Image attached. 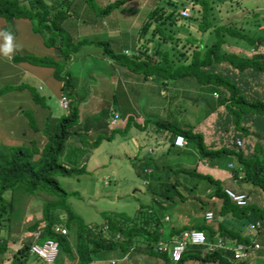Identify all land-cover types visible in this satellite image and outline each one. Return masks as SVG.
Segmentation results:
<instances>
[{"label": "trees", "instance_id": "1", "mask_svg": "<svg viewBox=\"0 0 264 264\" xmlns=\"http://www.w3.org/2000/svg\"><path fill=\"white\" fill-rule=\"evenodd\" d=\"M196 1L202 2V0ZM120 2L117 0L108 3L102 11H111L116 5H120ZM174 2L169 1V4H174ZM185 2H180V4L186 6ZM70 4V0H0V16L5 18V20H11L14 17L28 18L32 22L34 30L44 36L46 44L58 50L57 55L60 59L56 60L49 56L41 57L35 64L53 68V76L61 82L63 95L68 99L66 113L62 114L53 123H50L49 117H46L40 128L36 122L29 121V125L34 132L46 137L41 141V146L38 144L39 140L37 138L31 139L28 142H24V140L16 141L12 144L0 142V258L4 260L11 257L9 264H27L28 258L31 255L29 247L32 237H27L28 239L22 242L19 247L12 248L13 254L8 256V250L11 247L9 245L10 227L21 214L20 204L22 198L24 196H34L39 192L45 193L51 198L43 201L42 218L33 221L26 229L35 231L43 228L39 242L45 239L57 241L58 247L66 250L69 260L72 262L89 263L97 257L99 258L103 251L121 249L124 254H128L131 249L142 246L144 253L154 252L155 254L165 256L167 263L170 264H183L191 260L203 263L234 264L231 259V251L208 252L205 250V246L192 244H188L181 258L173 262L170 256H168V252H160L157 245L160 241L167 243L177 239L184 230L193 231L196 229L204 230L209 238L220 232L225 237L229 235L234 241L251 244L253 239L256 241L258 239L250 236L247 228L250 223L256 220H260L261 222L262 227L256 233H262V240L258 241L263 244L264 206H259L252 202L245 206H237L225 193V188L231 187L229 183H225L221 178L215 177L213 173L196 169L199 160H203L205 164L207 161L213 162L214 165L220 168H228L229 162H232L233 166L231 168L233 169L230 171L231 180L234 182L233 179H236L234 183L238 185V189L248 192L241 188L240 183L245 182L252 186L253 189H258L264 194V148L260 145V142L264 141V99L259 96L249 98L245 91L246 87H250L248 78L264 72V53H251L252 56L249 58L243 57V55H239V53L231 50L220 52L222 44L228 42L224 35L221 34L222 31L223 33H232L234 35V32H236V37L248 40L249 44L253 46L251 48L255 50L259 49L264 42V32L257 31V28L262 24L263 19L253 20L250 31L243 28L244 31L241 27L240 30H232L231 28H226L224 24L217 26L214 30L215 36L218 33L220 34L215 40H212L204 50L201 49L202 47L199 44H195L194 47H191V50L187 49V52H189L188 62H181L175 67L170 60L167 61L169 50L162 51L161 56L155 59H151L147 54L150 43L158 40V44L162 45L165 42L163 38L167 36L171 37L168 34L165 35L161 25L164 22V17L170 19V25L179 20L181 16H174V11L168 12V10L154 8L149 12L139 30V38H144L143 42L145 41L148 45L146 47H137V52L132 55L134 57L131 56L130 58L123 59L122 53L113 50L111 44L107 43V40L98 39L92 41L93 43L102 45L103 52L111 58L121 62L131 71L142 73L145 76L153 74L154 76H161L164 79L170 80V78L175 76L196 75L199 80L203 79L205 82H211L212 79H215L213 82L224 88L221 104H226L228 112L231 115H227L225 121H228L222 127H227L231 123L232 118L236 117V126L234 127L237 132L233 135V139L250 134L248 127L245 126L246 123L249 122L254 127V131L251 134L259 142L253 145L251 151L245 152L243 149L235 148L233 145H221L218 148L212 149L205 144L202 133L194 131L191 126H177V123L169 120L147 119V122H152L160 130L168 131L170 127H173L172 134L182 135L188 142V145L197 154L194 157L195 164L192 167L184 165L185 167L172 168L170 171L165 167L164 171L167 172V177L163 181L160 176L163 173V169L155 170L152 166H144L143 160L134 162L136 173L140 178L145 182L148 179H152L153 183L149 185L150 187L153 186L151 192L154 195V199L158 200L156 202H158L159 208L163 209L167 205H177L178 201L185 202L187 199L207 205L201 212L203 216L201 222L194 223L192 226H187L186 224H183L182 227L172 226L168 231V236H164V232L160 230L161 217L158 213H155L156 210L153 212V209L149 212L139 208L135 215L122 214V217L113 213L106 214L104 217L106 224L104 226H100L97 222L85 223L67 204L66 199L70 194L55 178L56 175L70 176L72 174L81 175L86 173L85 167L92 156V149H96L103 140L112 141L114 137V135H104L102 133H98L93 137L91 136L96 128H106L105 118L107 117V108H103L99 115L81 117L80 109L72 102L75 85L72 82L71 73L65 71L64 66L65 63H68V59H70L71 51L77 50V47H63L62 43L59 47V44H57V40L64 41V38L57 34L58 32L67 34V41L69 43L72 38L62 25L68 16L66 14H69ZM204 6L205 3L202 7ZM199 10H201L202 17H204L205 13H203L201 7H199ZM160 13L162 14L158 17ZM155 17H158V21L154 23L153 19ZM151 25L160 34L154 31V27L150 29ZM74 41L77 44L80 43L79 41ZM84 42L87 43L88 41ZM201 51H204L207 56H203ZM183 55L185 53L181 54V56ZM14 59L16 60L18 57H14ZM23 59L30 60L29 58ZM222 61L229 62L239 70V77L236 74L238 81L236 78V80H231L233 76L231 74H220L216 71L217 63ZM245 69H251L253 75H246ZM225 70L228 71V68H225ZM205 74L207 75L206 77L204 76ZM22 86L16 88L9 86L5 90H3L5 88L3 87L2 92L4 94L13 89H22ZM226 94H228L227 98H225ZM36 96L34 95V98L38 100ZM46 107L49 108L48 106ZM104 111L106 114H104ZM131 120L133 119L129 117L127 126H125L126 129L132 124ZM138 125L141 128H145V122L144 124L138 123ZM118 131V129L113 128L110 133L115 134ZM223 158L228 159L225 165L222 164ZM148 167H152L150 173L146 172ZM241 173H243V176L240 175ZM182 175H184L183 177L188 176L185 181L188 182L190 187L186 188L181 179ZM193 178L194 181L189 183V180L192 181ZM203 180L206 181L205 186L200 185L203 183ZM154 183L157 184L153 185ZM200 187H203L202 190L205 193L199 192ZM194 189L197 190V193L196 191L192 193ZM187 191L189 193L186 194ZM204 194L207 195V200H204L206 198ZM213 202L218 204L215 216H219L220 218L214 221H217L216 228L211 225L212 223H207L204 220L205 212L215 205ZM190 213L188 209L187 214L191 215ZM192 215L189 218L191 220H193L194 211ZM244 217H249L250 219L246 224L245 230L240 231L239 223ZM225 218L229 221L236 220V223H238L237 227L234 225L235 227L231 228L229 223L225 222L226 220L224 221ZM56 226H63L69 232H74L77 235L75 243L72 244L68 239V231L66 235L56 232ZM253 251L250 249L248 257L236 264H249L247 260L251 259ZM75 253H77V260L74 257L76 256L74 255ZM132 254L135 255L133 256L135 260L139 257L138 252L133 251Z\"/></svg>", "mask_w": 264, "mask_h": 264}, {"label": "rangeland", "instance_id": "2", "mask_svg": "<svg viewBox=\"0 0 264 264\" xmlns=\"http://www.w3.org/2000/svg\"><path fill=\"white\" fill-rule=\"evenodd\" d=\"M81 1L83 3V9H80V6L76 5L75 8H72L68 13L71 14V16L76 17L77 13H79V10H81L83 14L89 15L92 21L97 18L98 22H104L106 25L105 29L108 31V33L103 34L99 32L98 34L93 35V37H95V39L107 40V43L111 44L113 50H118L122 53L123 59L130 58L132 55H134L137 52V47H146L148 45L145 41L143 42L144 38H139V30L146 16L154 9L156 5L162 10H168V12L174 11L173 15L175 14L174 16L176 17L179 14L178 10L182 6L180 2L186 1L185 5L190 10V17H180L179 20H176L177 22H174L172 25L169 24L170 19H166L164 17V22L162 23L161 27L163 28L165 35L168 34L171 37L167 36L166 38H163L165 42H163L162 45L158 44V40H155L153 43L148 45L149 51L147 54L151 59L158 58L161 56L162 51L169 50L167 61L170 60L174 67L189 58V52H187V49L191 50V47H194L195 44H199L200 47H202L201 49L204 50L206 46L212 42V40H215L220 33L216 34L217 36H215L214 30L221 24H224L226 28H231L232 30H240L241 27L242 30L245 29L250 31V28L252 29L251 23L253 20L263 19L262 24L259 26V28H257V31L264 32V0H202L201 3L196 0H158L153 5H151L152 0H119L121 1L120 5H116L115 8H112L111 11L107 12L102 11L105 6L103 1ZM110 1L114 2L117 0ZM146 1H148V5ZM169 1L175 2L174 4H169ZM204 3L205 6L202 7ZM199 7H201L203 13H205L204 17L198 16L200 13H202L201 10H199ZM69 14L66 15L69 16ZM161 14L162 13H160L158 17H160ZM158 17L153 19L154 23L158 21ZM90 26L88 25L87 27L90 28ZM153 27L154 26L151 25L150 29ZM84 30H86V28ZM154 31L158 33L156 28ZM92 33H94V31H92ZM234 33L235 35L232 33H223V31L221 32V34L224 35L229 43H223L220 47V52L231 50L233 52L239 53V55H243V57L250 58L252 54L249 51L253 46L249 44L248 40L236 37V32ZM57 34L64 38V41L62 40V42L57 40L59 47L61 46V43L63 47H77V50L71 51L72 57L68 59V62L70 63H65L64 66L65 71L71 70L72 72L75 69L71 68V62L72 60H75V57L78 56L76 55L79 50L78 48H81L83 44L91 45V43H84L83 41H80V44H77V42L74 40L79 39H76V37L71 34L70 35L72 38L70 39L69 43L67 41V34H61V32H58ZM115 37L120 38V47H118L119 49L113 47V40H115ZM93 46L98 47L99 51L95 50V52H93V57L86 59L87 63L85 67H80L81 70L77 75L78 79L75 86L76 90L74 89L72 94L74 95L72 99L73 104L81 109L80 115L82 114V116H93L95 114L93 112L95 110H99V106L100 108H107L108 111L110 110V113H112V100L115 96L116 100L115 104H113L115 110L117 109L119 111H123L125 114L123 117H126V119L127 114L130 113L133 122L125 130V135L122 132L111 134L107 128H96L91 135L92 137L96 136L98 133H102L104 135L110 134L114 135V137L112 141H108L107 139L103 140V142L96 149H92V156L85 167L87 172L81 175L72 174L70 176H55L60 185L70 194L66 199L67 204L72 208L75 214L80 216V218L85 223L97 222L100 224V226H104L106 224L104 219L106 214L113 213L117 214L119 217H122V214L129 216L135 215L139 208L149 212H151L153 209V212L156 210L155 213H158L161 217L160 230L164 232V236H168V231L172 226L182 227L183 224L192 226L194 223L201 222L203 220L201 212L207 207V205L203 203L200 204L198 201L187 199L185 202L178 201L177 205H167L163 209L159 208L158 202H156L158 200L154 199V195L151 192L153 186L150 187L149 185L153 183L152 179H148L145 182L142 178H140L136 173L134 162L143 160L144 166L149 165L155 170H158L157 159L159 158L162 161L161 165L163 173L160 175L162 177V181L167 177V172L164 171L165 167L170 171L172 168L176 169L178 167H185L184 165L192 167L195 164L194 157L195 155L197 156V154L191 146L177 148L172 145H168L166 149L163 150V143L158 137H154L156 140L151 139V143L147 141V135L142 134L141 132L147 131L146 127L149 123L147 122L148 118L162 119L166 121L169 120L177 123V126H191L193 127L194 131L202 133L205 144L212 149L218 148L221 145L229 146L230 143L234 141L233 135L237 132L234 127L236 126V117L232 118L231 123L227 127H222V125L228 121H225L224 116H227L228 114L231 116L228 112L226 104H221L224 88L221 85L213 82L215 79H212L211 82H205L203 79L199 80L198 76L196 75L175 76L170 78V80L155 75L156 77L161 78L160 84L153 86V90L149 91V89H146L145 91L143 89L142 83L138 82L136 79V74L138 72H132L129 78H124L123 81H121L123 84L125 83L124 85H121V87L122 89H125L123 91L126 94V98H124L122 101H119L118 99L120 97V92L119 90L116 91V89H120V85H117V83L121 79L118 74L114 73L113 70L115 69L119 71L118 66L121 67L122 64L117 62L113 63V66H109V64H106L107 61H104L106 58L102 56L103 54H100L103 53V46L96 43H93ZM256 52L257 54L264 53V42L259 49L252 53ZM182 53H185V55L181 56ZM201 54L203 56L206 55L204 51H201ZM106 55L109 56L108 54ZM80 60L78 58L76 63L80 64ZM113 61L116 62L114 59ZM220 63L221 64H217L216 71L220 74H231V76L233 75L231 80L237 79L238 81L236 74L237 77H239V70L233 67L227 61H222ZM225 68H228V71H226ZM245 74L253 75L251 69H245ZM204 76L206 77L207 75L205 74ZM248 80L250 87L245 88L246 95L249 98L259 96L264 99V72L259 73L254 77L248 78ZM27 82H30V84ZM40 82L41 81H38L34 78L29 81L25 80L22 87L31 93L32 101L35 105H38L42 108H47L46 106H48L56 115V117L59 118L62 114L66 113L67 109L61 108L57 97L50 93L43 83ZM155 83H159L158 80H155ZM10 85L11 84H4L2 86L5 87L3 90H5ZM147 85H149V87L152 85L150 80L147 82L145 87ZM18 91H20V89H18ZM1 95H3V93H0V96ZM34 95H37L36 98L38 100L34 98ZM227 95L228 94L225 95V98H227ZM152 98L154 99V102L151 100ZM151 101L153 104L154 115L152 114V117H142V123L144 124L145 122V130H142L143 128H141L140 125L137 126L138 123L135 125L134 119H136V115L135 111H133V108H135V106H139L140 112L143 113L144 106ZM123 102L124 104L130 103L132 110L126 111V107L123 105ZM99 103L102 105H98ZM24 107H27L24 109V111L26 112L25 116L28 125L29 121L33 123L36 122V116L34 117L33 111L28 109V106L25 104ZM105 111L104 114H106ZM106 119L107 117L105 120ZM119 119L121 121V118ZM143 119H145V121ZM54 121L55 120H52L51 122L53 123ZM245 126L248 127L250 134L242 135L241 139L243 146L240 149H243L246 152L251 151V149H253V145L259 141H257V138L251 134L254 131L252 124L248 122L245 124ZM172 129L174 128L170 127L167 132L172 134ZM122 139L126 140L122 143ZM38 140V144L41 146L42 138L39 137ZM0 142L12 144L14 141H9L6 139L0 128ZM260 143V145L264 148V141ZM249 148L250 150H248ZM124 151H126V155L123 154ZM181 155H183L186 163L181 162ZM227 160L228 159L223 158L222 164L225 165ZM202 162L203 160H199V162H197V170L213 173L215 177H219L221 180L225 181V183H229L232 188H239L238 185L236 183L234 184V182L231 180L230 171L233 168L223 167V169L214 165L213 162L207 161L206 164L205 162ZM183 176L184 175L181 176V179L184 182L186 188H188L189 184L187 181H185L188 176ZM193 181L194 178L192 181L189 180V183H192ZM202 182L203 183L200 185L205 186L206 181L203 180ZM156 184L157 183H154L153 185ZM240 184L241 188H243L245 191H248V194L252 196V203H255L259 206H264V194L262 191L253 189L252 186L245 182H241ZM202 189L203 187H200L199 192L205 193V191ZM195 191L197 193L196 189L192 190V193H195ZM187 193H189V191H187L186 194ZM204 196L206 197L204 200H207V195L204 194ZM49 198H51L49 195L42 192H39L34 196H24L22 198L20 204L21 214L17 220H14L10 227L11 234L9 238V245L11 247L8 250L9 253L12 254V248L19 247L22 242L28 239L27 237L32 236V234L36 231H29L26 229V227H28L33 221L42 218L43 201ZM210 200L213 201L212 199ZM213 203L215 204L216 202ZM217 206L218 204H215L208 210L213 211L216 215ZM188 209L189 213L191 211V215L187 214ZM193 211L194 217L193 220H191L189 218L193 216ZM166 216L168 217V220H165ZM216 219L219 220V216H217ZM249 219V217H244L240 220V231L245 230ZM232 222H234V225H236V220H233ZM211 225L216 228L217 221L213 222ZM65 229L68 231L67 228ZM206 232H208V230H206ZM67 236L70 242L74 244L77 235L74 234V232L68 231ZM253 237L261 241L262 233H256V235ZM228 238L230 239L229 235ZM131 250L128 255L124 257L125 262L124 260L117 258L121 256H119V253L123 254L121 249H118L116 252L113 250L103 251L99 258H96L102 260H97L96 264H170L167 263L165 256L155 254L154 252L144 253L142 251V246L139 248L135 247V249ZM263 250L264 248L260 250V254L262 256L252 254L251 259L247 260L249 264H264V254H262ZM133 251L138 252L139 257H137L136 260L133 257L136 255L135 253V255L132 254ZM74 255H76L74 257L77 260V253ZM112 255H118L117 257L114 256L112 258L117 260L115 263H109L108 261ZM4 261L6 264H9L7 262L8 260L4 259ZM68 261L70 260L66 250L62 247H59V254L56 258V264H67ZM79 263V261H76L73 264ZM35 264L47 263L36 260ZM80 264L88 263L83 262ZM183 264L215 263H203L200 261L191 260L186 261Z\"/></svg>", "mask_w": 264, "mask_h": 264}, {"label": "crops", "instance_id": "3", "mask_svg": "<svg viewBox=\"0 0 264 264\" xmlns=\"http://www.w3.org/2000/svg\"><path fill=\"white\" fill-rule=\"evenodd\" d=\"M98 1H103V4L105 3V6L108 3H111L110 0H98ZM157 1L158 0H152L151 5H153ZM70 3L71 4L69 6V11L72 8H75L76 5H79L80 9H83V7H82L83 3L81 0H78V1L77 0H70ZM146 3H147V5L149 4L148 1H146ZM151 5H150V7H151ZM147 7H149V6H147ZM154 8H158V6L156 5ZM139 9H141V8H139ZM198 16H202V13H200ZM90 18L91 17L89 15H85L81 12V10H79V13H77L76 17H73V16H71V14H69V16L62 23L63 27L65 28V30L67 31V33L69 35L71 34L74 37H76V39H79L76 41H79V42L80 41H83V42L88 41L87 43H91V45H92L91 46L90 44H83L81 46V48H78L79 50H78V53L76 54L78 56L75 57L74 58L75 60H72V62H71V68H74L75 70L72 72L70 70L69 72L72 75V82L74 83L75 86H76V82L78 79L77 75L80 73V70H81L80 67H85V65L87 63L86 59H88L90 57L92 58L93 52H95V50L99 51L98 47L93 46L92 41L98 40V39H95V37H93V35H96L99 32H101L103 34L108 33V31L105 29L106 25L104 22H102V21L98 22L97 18H95L92 21ZM90 24H91V26H90ZM88 25L90 26V28L87 27ZM85 28H86V30H84ZM92 31H94V33H92ZM88 33H92V34H88ZM9 37H10V39H9ZM80 39H82V40H80ZM114 39L115 40H113V44H114L113 47H115L116 49H119L118 47H120L119 46L120 45V38L115 37ZM109 40H111V39H109ZM9 46L11 47V51L6 50ZM84 46L87 48H85ZM115 51L120 52L118 50H115ZM57 54H58V50L56 48H54L53 46H49V44H46L44 36L40 32L34 30L33 24L28 18H26V17H14L11 20H5V18L0 16V93H3L2 92V89H3L2 86L4 84H11L10 86L16 88V87H21L24 84L25 80L29 81V80H32L34 78V79H37L38 81H41L43 83V85L48 89V91L50 93L54 94L59 101V98L61 95H63V92L61 90V82L59 80L55 79L53 76V68L49 67V66H43L41 64H38V65L35 64L41 57L49 56V57H52V58L58 60V59H60V57ZM100 54H103L102 56L104 58H106V59H104V61H107L106 64H109V66H113V63H117V62L121 63L117 60H116V62H114L113 61L114 58L107 56L104 52L100 53ZM24 56H30V57H24ZM14 57L15 58L18 57V59L15 60ZM70 57H72L71 53H70ZM23 58H25V59L29 58L30 60H24ZM78 58H79V60L81 59L80 64L76 63L78 61ZM185 62H188V60H186ZM68 63H70V62H68ZM217 64H221V63H217ZM216 67H217V65H216ZM224 67H225V65H224ZM118 70L119 71L114 69L113 71L115 74H118V76L121 79L117 83V85H120V89H116V91L119 90L120 97L118 100L122 101L124 98H126V94L123 91L125 89H122V87H121V85H124L125 83L123 84L121 81H123L124 78H129V76H131L133 71H131L129 68H127L123 64L121 65V67L118 66ZM73 72H74V74H73ZM136 79L138 82L142 83L143 89L145 91H146V89H149V91L153 90V88H154L153 86H155L156 84H160V81H161V78H158V77L154 76L153 74H149V75L145 76L144 74L137 73ZM149 80L151 81L152 85L150 87H149V85H147L145 87V85L147 84V82ZM155 80H158L159 83H155ZM152 82H154V83H152ZM27 83L30 84V82H27ZM18 89H13L11 91H7L6 93H4L3 95L0 96V128H1V131L4 135V137L6 139H8L9 141H14V142L22 141V140H24V142H28L34 138L39 139V137L42 138V140H44V138H46L44 135H41V134L38 135V133L34 132L31 129V127H29L26 116H25L26 112L24 111V109H26L27 107H24V104L28 106V109H31L33 111L34 117L36 116L35 120L37 122V125L40 128L42 127L43 122L46 119V117H49V121H50V123H52L51 122L52 120L57 119L56 115L53 113V111L50 108H42L38 105H35L32 101V95L27 89L22 88V89H20V91H18ZM75 90H76V88H75ZM115 100H116V97L114 96L113 100H112L113 101L112 106H111V109L113 112L110 113V110L107 111L106 128L109 130V132H111V130H113V128H116L119 130L117 133L122 132L125 135L126 134V132H125L126 127L125 126H127L126 125L127 120L129 117H131V114L130 113L127 114V119H126V117H123L125 115L124 112L119 111L117 109L115 110V108L113 107V104H115ZM126 100H128V99H126ZM151 100L153 101L154 99L152 98ZM152 101L144 106V112L143 113L140 112L139 106H135V108H133V111H135V115H136L135 116L136 119L134 121H136L138 123H142V117H147V116L152 117L154 115ZM124 102H123V105H125L126 111H128V110L131 111L132 110L131 104L130 103L124 104ZM59 105H60V102H59ZM98 105H102V104L99 103ZM60 107L63 108L61 105H60ZM102 109L103 108H100V106H99V110H95L93 112V113H95L94 115H99L102 112ZM114 113H117L118 117H117V120L115 121L116 123L114 125H110L109 122H110V119L113 117ZM81 117H82V114H81ZM119 118H121V121ZM118 119L120 122L118 121ZM145 119H143V120H145ZM148 119H150V118H148ZM224 119H227V116H224ZM132 122H133V120H131V123ZM147 125H148L146 127L147 131L141 132L142 134L147 135V137H148L147 141H149L151 143V139L156 140L154 137H158L159 140L162 141V143H163V147H162L163 150H165L168 145H172V142H173L172 140H174L176 134H170L169 132H167V130L157 129V127H155L152 122H149ZM142 130H145V128L143 127ZM125 140L126 139H122L121 142L123 143ZM173 146L177 147L174 144H173ZM186 146H190V145H188V142H187ZM177 148H180V147H177ZM123 154L126 155L127 154L126 151H124ZM180 160L182 163H186L185 159L183 158V155H181ZM157 161H158L157 167L159 170H161L162 169V165H161L162 161L159 158L157 159ZM146 172L150 173L151 167L148 168L146 170ZM234 189H236V188H234ZM166 217H165V220H166ZM225 220H226V218L224 219V221ZM225 222L229 223V225L231 224L230 225L231 228L234 226V222L229 221L228 219ZM237 225H238V223H236V227H237ZM257 242L260 243L261 246L259 249L254 250L252 252V254L262 256L260 254L261 253L260 250L262 248H264V242H263V244L261 242H259L258 240H257ZM110 251H112V250H110ZM113 251L116 252L117 249H115ZM254 252H256V253H254ZM12 254L8 252V256H11ZM262 254H264V250H263ZM114 256L115 255L110 256V259L108 260L109 263L113 262V261L115 263L117 261L116 259H112ZM117 256H115V257H117ZM119 256L120 257H117V258H119L120 260H124V262H125V258H124L125 254L119 253ZM10 258H5L6 260H8L7 261L8 263L10 262ZM28 259L29 260H28L27 264H35L36 260L39 262H42L39 258L35 257L32 254L29 256ZM97 260H102V259H97ZM97 260L96 259L92 260V262H89L88 264H96ZM1 261H4L2 258H0V264H6L5 261L4 262H1ZM73 263H75V262L68 261L67 264H73Z\"/></svg>", "mask_w": 264, "mask_h": 264}, {"label": "built area", "instance_id": "4", "mask_svg": "<svg viewBox=\"0 0 264 264\" xmlns=\"http://www.w3.org/2000/svg\"><path fill=\"white\" fill-rule=\"evenodd\" d=\"M179 16L182 18H188L190 16V10L187 6H182L178 10ZM256 51L255 49L251 48L250 53ZM60 105L64 108H68V99L66 96L61 95L59 98ZM118 117V114L115 113L114 117L111 120V123H114L116 121V118ZM174 145L180 148L185 147L187 144L185 138L182 135H176L173 141ZM235 146V148H241L243 146L242 139L236 138L233 142L230 143V146ZM229 167H232V163L228 164ZM243 176V173L240 174ZM234 182H236V179H233ZM225 193L228 195V197L237 205V206H245L249 203H251L252 197L244 192L237 189H234L232 187H226ZM214 219V213L212 211H207L204 214V220L205 222H211ZM261 226V223L259 221H256L249 226V233L253 234L256 229H258ZM55 231L58 233H61L63 235L67 234V230L63 228L62 226H56ZM43 228L37 229L32 234V242L29 247V251L32 255L39 258L42 262L47 264H56V258L59 254V247L57 241L53 239H45L42 242H39L40 237L42 236ZM188 243L191 244H205L207 243L206 237L203 231L201 230H194L191 232L185 231L183 234H181L175 241H173L170 251H171V257L174 261H178L182 253L184 252L186 245ZM168 246L166 243L159 242L157 245L158 250L165 251L168 249ZM225 244L222 241L220 237H217L216 239H213L212 241H209L207 243V249L209 251H215L221 248H224ZM257 249L259 248V244L257 242H252L251 245H245L244 243L237 242L234 247V257L237 260H241L247 257L248 255V249ZM114 262V261H113Z\"/></svg>", "mask_w": 264, "mask_h": 264}, {"label": "clouds", "instance_id": "5", "mask_svg": "<svg viewBox=\"0 0 264 264\" xmlns=\"http://www.w3.org/2000/svg\"><path fill=\"white\" fill-rule=\"evenodd\" d=\"M182 7V6H181ZM180 7V8H181ZM179 15V14H178ZM190 17V16H189ZM9 39H10V37H9ZM7 51H11V47L9 46L7 49H6ZM127 53V52H126ZM115 114V113H114ZM114 114H113V117H114ZM112 117V118H113ZM112 118L110 119V122H109V124L110 125H114L116 122H114V123H111V120H112ZM116 120H117V118H116ZM186 140V139H185ZM174 141V140H173ZM187 142V141H186ZM174 144V143H173ZM187 145V144H186ZM185 145V146H186ZM237 190H239L238 188H236ZM241 191V190H240ZM246 193H248V192H246ZM251 196V195H250ZM252 197V196H251ZM252 202V201H251ZM207 211H211V210H207ZM206 211V212H207ZM213 212V211H212ZM214 213V212H213ZM216 218H217V216H215V214H214V219L211 221L212 223L216 220ZM166 220H168V217H166ZM256 221H259L260 222V220H256ZM256 221H254V222H256ZM211 222H207V223H211ZM254 222H252V223H254ZM252 223H250V224H252ZM261 223V222H260ZM250 224H249V226H250ZM249 226H248V228H247V231H248V229H249ZM262 226H260L258 229H256V231H254V233L253 234H250L249 233V231H248V234L250 235V236H254V235H256L255 233L261 228ZM196 230H201V231H203L204 232V234H205V237H206V241H207V243L209 242V241H212L213 239H216L217 237H220L221 239H222V241L224 242V244H225V247L224 248H221V249H218V250H215V251H209L208 249H207V243H205V244H192V245H203V246H205V250L206 251H208V252H227V251H231L232 252V257H231V259H232V262L233 263H237V262H239V261H243L244 259H246L247 257H248V255H247V257L246 258H244V259H239V260H237L235 257H234V247H235V244L237 243V242H240V241H234V240H232V238H228V236L227 237H225L224 235H222L220 232H217L216 234H214L213 236H211L210 238L208 237V235L205 233V231L204 230H202V229H196ZM185 231H188V230H184L183 232H185ZM194 231V230H193ZM183 232L181 233V234H183ZM188 232H191V231H188ZM173 241H175V240H171L170 242H167L166 244L167 245H169L168 246V249L167 250H165L166 252H168V254H169V256H170V258H171V261H173V262H176V261H174L173 259H172V257H171V251H170V248H171V245H172V243H173ZM161 242V241H160ZM252 242H257L255 239H253L252 240ZM241 243H244V242H241ZM258 243V242H257ZM188 244H191V243H188ZM187 244V245H188ZM245 244V243H244ZM252 244V243H251ZM251 244H245V245H251ZM259 244V243H258ZM186 245V246H187ZM259 248H260V245H259ZM259 248H257V249H259ZM251 248H249L248 249V252H249V250H250ZM257 249H252V250H257ZM126 255H128V254H125V256ZM124 256V257H125Z\"/></svg>", "mask_w": 264, "mask_h": 264}]
</instances>
